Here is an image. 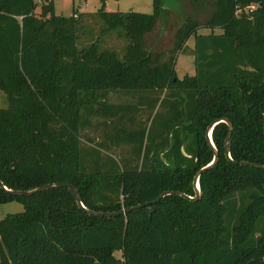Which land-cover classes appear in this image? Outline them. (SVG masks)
Listing matches in <instances>:
<instances>
[{
    "label": "trees",
    "instance_id": "16d2710c",
    "mask_svg": "<svg viewBox=\"0 0 264 264\" xmlns=\"http://www.w3.org/2000/svg\"><path fill=\"white\" fill-rule=\"evenodd\" d=\"M53 1L0 0V204L24 207L0 220V264H264V0H191L211 11L175 33V55L194 40L195 74L182 80L174 54L158 63L145 47L164 0L151 14L107 12L100 0L104 30L130 42L122 59L96 42L79 48L82 15L58 16ZM119 90L164 93L147 102L149 121L158 104L164 116L130 128L144 100L109 103ZM94 118L120 126L111 141L136 161L83 147ZM220 119L233 126L231 160L218 122L199 198L178 195L195 196ZM49 184H71L89 210L127 212L90 215L70 188L9 192Z\"/></svg>",
    "mask_w": 264,
    "mask_h": 264
},
{
    "label": "rangeland",
    "instance_id": "374dc122",
    "mask_svg": "<svg viewBox=\"0 0 264 264\" xmlns=\"http://www.w3.org/2000/svg\"><path fill=\"white\" fill-rule=\"evenodd\" d=\"M43 1V0H42ZM40 1V2H42ZM55 14L58 16H68L75 10L81 16V25L83 28L79 34L78 47L87 46L96 42L99 44L100 50H109L114 52L117 57L122 59L126 54L129 46V41L124 35H119L118 31H107L105 25L95 15L102 8L100 0H54ZM39 3V2H38ZM40 4V3H39ZM165 10L160 19L157 21V26L154 31L145 37L146 50L158 59V63H162L170 59L175 53V33L177 29L184 24L186 18L197 19L200 24H204L210 11V3L200 2L198 5H192L191 0H164ZM104 9L107 12H141L151 14L153 11L152 0H106ZM200 34H208L211 29L200 28ZM215 33H220V30L215 29ZM175 55V54H174ZM175 75L180 80L191 77L195 74V58H194V40L191 37L186 45V48L177 53ZM164 93L160 91L155 92H141V91H111L108 95V102L111 104H127L137 106L138 100H144V105L139 108L138 114L135 117V123L130 125V128H137L139 125H147L148 129L154 119L155 112L159 113L160 117L165 111V107H156L152 113L147 107V102L153 99H159ZM8 105L7 99L2 91H0V108H6ZM149 121V122H148ZM111 121L110 124L105 123L104 118H94L93 126L89 129H84L82 134L83 147L90 148L95 146H103L99 148L103 154H110L117 160H133L136 161L135 155L131 148L125 144L114 145L111 141L112 132L116 129L118 124ZM24 207L18 202L0 204V220L6 216L16 212H22ZM120 256V253H115Z\"/></svg>",
    "mask_w": 264,
    "mask_h": 264
},
{
    "label": "water",
    "instance_id": "95a60500",
    "mask_svg": "<svg viewBox=\"0 0 264 264\" xmlns=\"http://www.w3.org/2000/svg\"><path fill=\"white\" fill-rule=\"evenodd\" d=\"M218 122H223L225 123L227 126H228V129H229V134H228V137L226 139V142H225V146L224 148L226 149V155H227V158L228 160L230 159L231 160V157H230V154H229V148H228V145H229V141H230V138H231V135H232V132H233V126L231 124V122L227 119H220V120H216L214 122H212L210 124V126L207 128V132H206V141L209 143L210 147L213 148L214 150V158L211 162V164L208 165V167H205V168H202L201 170H199L197 172V174L195 175L194 177V180H193V184L194 185V188H195V196L194 197H189L181 192H176L178 195L182 196V197H185L189 200H196L199 198L200 196V185H198V179H199V176L200 174L211 168L212 165H214L218 159V151H217V148H215L214 144H213V141H212V138H211V132H212V128L215 124H217ZM240 164L242 165H248V163H245V162H241ZM0 187L7 190L2 182L0 181ZM52 187H56V188H59V187H63V188H70V190L72 191L73 195H74V198H75V201L77 203V205L82 209L84 210L85 212L87 211L90 215H94V216H117V215H121L122 213H126L127 210H122L120 212H95V211H92V210H89L87 208H85V206L82 205L81 201H80V198L78 196V193L76 191V189L71 185V184H67V185H60V184H49V185H46V186H42V187H39V188H35V189H32L31 191H9L11 194H16V195H31L33 193H36V192H39V191H44V190H49V188H52ZM174 192H171V191H167V192H164L162 193L158 199L154 202H150V203H157L162 197L166 196V195H169V194H173ZM150 203H143V204H140L139 206L137 207H134V209H138L140 207H143V206H148L150 205ZM132 210V209H130Z\"/></svg>",
    "mask_w": 264,
    "mask_h": 264
},
{
    "label": "built area",
    "instance_id": "2783aa9c",
    "mask_svg": "<svg viewBox=\"0 0 264 264\" xmlns=\"http://www.w3.org/2000/svg\"><path fill=\"white\" fill-rule=\"evenodd\" d=\"M37 2H40V1H42V0H36Z\"/></svg>",
    "mask_w": 264,
    "mask_h": 264
}]
</instances>
